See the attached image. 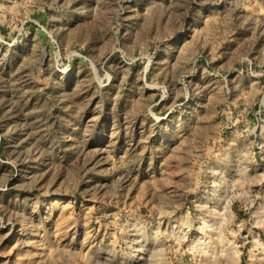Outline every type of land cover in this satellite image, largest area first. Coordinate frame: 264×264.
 I'll list each match as a JSON object with an SVG mask.
<instances>
[{
  "label": "rangeland",
  "instance_id": "rangeland-1",
  "mask_svg": "<svg viewBox=\"0 0 264 264\" xmlns=\"http://www.w3.org/2000/svg\"><path fill=\"white\" fill-rule=\"evenodd\" d=\"M0 264H264V0H0Z\"/></svg>",
  "mask_w": 264,
  "mask_h": 264
}]
</instances>
